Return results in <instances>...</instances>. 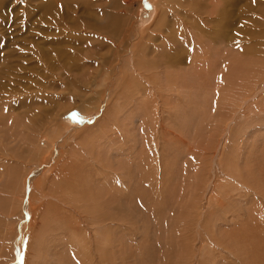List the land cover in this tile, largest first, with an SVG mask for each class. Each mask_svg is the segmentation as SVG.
Masks as SVG:
<instances>
[{
	"label": "rangeland",
	"instance_id": "374dc122",
	"mask_svg": "<svg viewBox=\"0 0 264 264\" xmlns=\"http://www.w3.org/2000/svg\"><path fill=\"white\" fill-rule=\"evenodd\" d=\"M0 264H264V0H0Z\"/></svg>",
	"mask_w": 264,
	"mask_h": 264
},
{
	"label": "bare ground",
	"instance_id": "6f19581e",
	"mask_svg": "<svg viewBox=\"0 0 264 264\" xmlns=\"http://www.w3.org/2000/svg\"><path fill=\"white\" fill-rule=\"evenodd\" d=\"M162 1V0H161ZM164 2H169V1H164ZM124 3V2H123ZM127 5V4H126ZM161 5V4H160ZM166 6V5H165ZM164 7V6H163ZM52 8V7H51ZM169 8V7H168ZM162 10V9H161ZM164 10H165V8H164ZM161 13V12H160ZM222 16H221V18L223 17V14H221ZM164 16V15H163ZM224 16H226L227 17V11L226 12H224ZM59 29V28H58ZM61 29V28H60ZM68 29V28H67ZM62 30V29H61ZM65 31V30H64ZM62 32V31H61ZM70 32V31H69ZM67 34V33H66ZM138 34L139 33H136V35L134 36L133 35V33L132 34H130V37H129V43H127L126 44V49L125 50H123V53H122V55H123V57H126V58H128L127 59V61L129 60L130 61V65L132 64V66H133V68H134V71L136 70L135 69V66H134V56H136V53H135V51H136V48H138L137 46L139 45V44H141V43H137V36H138ZM60 35V34H59ZM140 35V34H139ZM61 37V36H60ZM59 38V37H58ZM58 40V39H57ZM130 42H131V45H130ZM166 50V49H165ZM183 51V50H182ZM180 52H181V50H177V51H174L173 52V54H174V56H172L171 57V59L173 58L174 60L175 59H177V58H179V56H180ZM182 53V52H181ZM121 54V53H120ZM167 54H168V51H167ZM143 55V54H142ZM169 55V54H168ZM171 55V54H170ZM183 55V54H182ZM120 58V57H119ZM196 59V58H195ZM124 60V59H123ZM122 60V61H123ZM180 60V59H179ZM162 61V60H161ZM126 63V62H125ZM126 64H129V62L128 63H126ZM152 64H153V62H152ZM125 65V64H124ZM149 66V65H148ZM126 67H127V65H126ZM129 68H130V66H128ZM143 67V66H142ZM133 68H130V69H133ZM137 68V67H136ZM156 68V67H155ZM146 69V68H145ZM151 69V68H150ZM149 69V70H150ZM193 69V68H192ZM129 70V69H128ZM127 70V71H128ZM147 70V69H146ZM130 71V70H129ZM128 71V72H129ZM133 71V70H132ZM137 71V70H136ZM142 71V70H141ZM157 71V70H156ZM139 72V71H138ZM192 72V71H191ZM197 73H198V71H197ZM155 74V73H154ZM143 76V75H142ZM145 86V85H144ZM135 87V86H134ZM260 89V88H259ZM163 96V95H162ZM157 97V96H156ZM159 99V98H158ZM161 99V98H160ZM225 100V99H224ZM249 103V102H248ZM157 106V105H156ZM188 107V106H187ZM156 112V111H155ZM101 156V155H100ZM104 159V158H103ZM102 160V159H101ZM107 161V160H106ZM102 162V161H101ZM104 162V161H103ZM107 163V162H106ZM110 165V164H109ZM115 181V180H114ZM114 183V182H113ZM87 184V183H86ZM112 185V184H111ZM108 186V185H107ZM76 187H78V186H76ZM207 187H208V185H207ZM80 189V188H79ZM66 192V191H65ZM103 192V191H102ZM59 193H60V191H59ZM83 194V193H82ZM98 194V193H97ZM78 196V195H77ZM104 197V196H103ZM57 198V197H56ZM70 199H72L71 197H69ZM74 198V197H73ZM112 199V198H111ZM76 200V199H75ZM93 200H95V199H93ZM105 200H107V199H105ZM73 201H74V199H73ZM60 202H61V200H60ZM72 202V201H71ZM70 202V203H71ZM104 202V201H103ZM64 203V202H63ZM105 203H107L106 201H105ZM72 204V203H71ZM70 204V205H71ZM112 204H113V202H112ZM74 205V204H73ZM95 205V204H94ZM87 206V205H86ZM110 208V207H109ZM89 211V210H88ZM87 211V212H88ZM91 215V214H90ZM89 216V215H88ZM93 216V215H92ZM91 217V216H90ZM93 218H98V217H93ZM21 219V218H20ZM107 219V218H106ZM106 219H104V220H106ZM93 220V219H92ZM94 221V220H93ZM92 221V222H93ZM102 221V220H101ZM107 221V220H106ZM95 222V221H94ZM103 223V222H102ZM99 226V225H98ZM101 226V225H100ZM101 228H104V227H101ZM98 229H99V227H98ZM102 232V231H101ZM100 232V233H101ZM100 236V235H99ZM104 247V246H103ZM37 251V250H36Z\"/></svg>",
	"mask_w": 264,
	"mask_h": 264
},
{
	"label": "snow or ice",
	"instance_id": "6c2138e0",
	"mask_svg": "<svg viewBox=\"0 0 264 264\" xmlns=\"http://www.w3.org/2000/svg\"><path fill=\"white\" fill-rule=\"evenodd\" d=\"M254 2H255V0H254ZM149 7H150V5H149Z\"/></svg>",
	"mask_w": 264,
	"mask_h": 264
}]
</instances>
